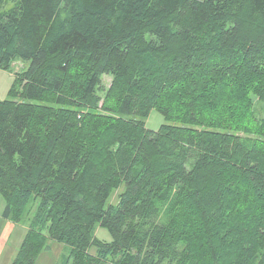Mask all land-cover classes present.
<instances>
[{
  "label": "trees",
  "instance_id": "16d2710c",
  "mask_svg": "<svg viewBox=\"0 0 264 264\" xmlns=\"http://www.w3.org/2000/svg\"><path fill=\"white\" fill-rule=\"evenodd\" d=\"M14 60L10 264L48 240L69 248L55 264H264V0H0V69Z\"/></svg>",
  "mask_w": 264,
  "mask_h": 264
},
{
  "label": "rangeland",
  "instance_id": "374dc122",
  "mask_svg": "<svg viewBox=\"0 0 264 264\" xmlns=\"http://www.w3.org/2000/svg\"><path fill=\"white\" fill-rule=\"evenodd\" d=\"M10 4L9 2L5 7H9ZM22 66V61L14 60L10 70L0 69V99H8L11 97L8 95V89L13 81L14 75L20 71ZM110 78V75H104L102 77L103 88L108 86ZM255 109L257 116L261 117V115H264V105L258 101L255 102ZM162 123H164V118L155 109H152L145 119L146 128L151 130H156ZM115 195L112 196V200L115 198ZM3 207L4 199L0 194V252L3 250L0 254L1 264H5L9 259L11 260L13 258L27 229L25 223H15L3 218L1 215ZM95 235L100 239L110 240V234L105 228L97 226ZM48 241L47 247L40 252L35 264H55L60 261L59 259L63 254L68 252L69 248L67 245L52 240Z\"/></svg>",
  "mask_w": 264,
  "mask_h": 264
},
{
  "label": "crops",
  "instance_id": "0c3cea01",
  "mask_svg": "<svg viewBox=\"0 0 264 264\" xmlns=\"http://www.w3.org/2000/svg\"><path fill=\"white\" fill-rule=\"evenodd\" d=\"M22 239H23V237H22ZM22 241V240H21ZM21 243V242H20ZM3 252V250L0 252V254ZM15 255V254H14ZM14 257V256H13ZM13 259V258H12ZM11 259V260H12ZM11 260L9 259L7 262H5V264H10V262H11ZM1 264V263H0Z\"/></svg>",
  "mask_w": 264,
  "mask_h": 264
}]
</instances>
